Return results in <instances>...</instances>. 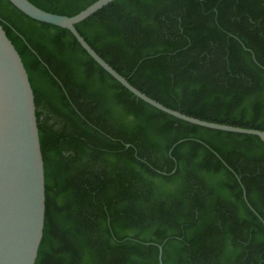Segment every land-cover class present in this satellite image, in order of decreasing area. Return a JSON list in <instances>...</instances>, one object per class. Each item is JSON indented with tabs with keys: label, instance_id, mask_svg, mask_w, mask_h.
Returning <instances> with one entry per match:
<instances>
[{
	"label": "trees",
	"instance_id": "obj_1",
	"mask_svg": "<svg viewBox=\"0 0 264 264\" xmlns=\"http://www.w3.org/2000/svg\"><path fill=\"white\" fill-rule=\"evenodd\" d=\"M72 17L98 0H29ZM34 91L46 218L36 264H264V142L134 96L63 28L0 0ZM137 89L264 131V0H115L76 25ZM246 193V198H245Z\"/></svg>",
	"mask_w": 264,
	"mask_h": 264
},
{
	"label": "water",
	"instance_id": "obj_2",
	"mask_svg": "<svg viewBox=\"0 0 264 264\" xmlns=\"http://www.w3.org/2000/svg\"><path fill=\"white\" fill-rule=\"evenodd\" d=\"M8 1L33 20L69 30L105 71L152 107L193 125L253 135L264 142V131L209 122L173 110L134 87L108 64L76 25L115 0H98L72 17L47 12L29 0ZM45 182L34 91L22 58L0 22V264H36L45 228ZM162 255L159 246L160 264Z\"/></svg>",
	"mask_w": 264,
	"mask_h": 264
}]
</instances>
